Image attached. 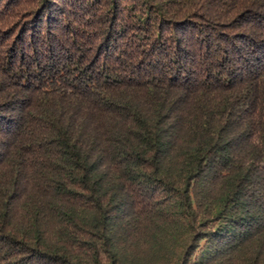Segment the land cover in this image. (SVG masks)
I'll use <instances>...</instances> for the list:
<instances>
[{"label": "trees", "instance_id": "1", "mask_svg": "<svg viewBox=\"0 0 264 264\" xmlns=\"http://www.w3.org/2000/svg\"><path fill=\"white\" fill-rule=\"evenodd\" d=\"M0 264H264V0H0Z\"/></svg>", "mask_w": 264, "mask_h": 264}, {"label": "rangeland", "instance_id": "2", "mask_svg": "<svg viewBox=\"0 0 264 264\" xmlns=\"http://www.w3.org/2000/svg\"><path fill=\"white\" fill-rule=\"evenodd\" d=\"M22 7H23V8L29 7V6H28V3H27V4H24Z\"/></svg>", "mask_w": 264, "mask_h": 264}]
</instances>
